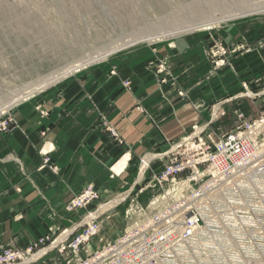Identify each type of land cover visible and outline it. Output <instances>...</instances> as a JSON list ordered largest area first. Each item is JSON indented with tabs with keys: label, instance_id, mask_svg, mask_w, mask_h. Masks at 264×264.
<instances>
[{
	"label": "crops",
	"instance_id": "obj_1",
	"mask_svg": "<svg viewBox=\"0 0 264 264\" xmlns=\"http://www.w3.org/2000/svg\"><path fill=\"white\" fill-rule=\"evenodd\" d=\"M212 36L231 50L219 66ZM80 68L10 110L0 133V246L24 249L74 226L80 209L65 206L88 184L100 198L125 189L143 154L168 150L209 121L212 106L236 104L243 81L264 77V20L135 44Z\"/></svg>",
	"mask_w": 264,
	"mask_h": 264
},
{
	"label": "rangeland",
	"instance_id": "obj_2",
	"mask_svg": "<svg viewBox=\"0 0 264 264\" xmlns=\"http://www.w3.org/2000/svg\"><path fill=\"white\" fill-rule=\"evenodd\" d=\"M260 5H264V0H0V114L3 112V116L10 119L7 129L2 132L12 126L14 119L10 110L15 105L68 78L70 73L7 108H1L4 104L50 73L83 56L108 48L133 35L147 36L169 32L190 22L210 17L218 18L238 10H251ZM239 20H264V12L228 18L205 29L198 28L177 34L212 33L221 24ZM211 39L209 55L215 66L222 65L231 50L218 38L212 36ZM151 42L141 41L122 49ZM214 43L224 47L226 53L211 55ZM262 90L264 77H254L251 81L242 82L241 90L236 98L232 99L236 104L228 108L224 104L220 107L212 106L209 121L194 124L186 135L171 145L179 144L176 149L179 150L178 158H183V155L190 151L189 144L188 148H185V143L190 140L183 138L193 132L194 126L199 128L208 124L206 129L212 132V138L216 139L218 135L232 130L240 122V113L244 114L246 119L257 117L264 109V94H255ZM245 103L248 109L252 107L251 115L243 111ZM168 150L145 153L148 159L151 156L150 163L144 166L138 161L135 183L125 185L126 188L117 193L99 197L85 208H78L79 217L74 226L49 233V239L43 245L46 246L44 255L40 256L44 250L38 251L32 258L28 256L29 258L20 264H73L76 255L68 244L86 227L87 220L93 219L98 225V230L79 249L81 256L86 255L88 251L99 249L106 242L121 235L127 227L142 221L168 204L171 194L167 192V188L155 182L156 175L170 158V154L165 153ZM125 156L127 158V155H124L119 161ZM92 213H95L94 217L90 216ZM68 230L70 232L63 236ZM86 249L87 252L84 251Z\"/></svg>",
	"mask_w": 264,
	"mask_h": 264
},
{
	"label": "built area",
	"instance_id": "obj_3",
	"mask_svg": "<svg viewBox=\"0 0 264 264\" xmlns=\"http://www.w3.org/2000/svg\"><path fill=\"white\" fill-rule=\"evenodd\" d=\"M210 52L226 53L219 43ZM260 94L264 90L255 95ZM3 115L0 132L10 120ZM239 120L216 139L208 124L194 126L183 138L191 141L185 143L190 151L179 159V144L171 146L165 152L169 160L155 177L171 201L81 256L79 249L98 230L93 219L87 220L68 244L76 255L73 264H264V109L252 119L240 113ZM100 122L122 143L105 117ZM150 159L142 155L139 164L148 166ZM99 197L96 186L88 184L65 208H85ZM49 233L24 249L0 246V264H20L42 250L44 255Z\"/></svg>",
	"mask_w": 264,
	"mask_h": 264
},
{
	"label": "bare ground",
	"instance_id": "obj_4",
	"mask_svg": "<svg viewBox=\"0 0 264 264\" xmlns=\"http://www.w3.org/2000/svg\"><path fill=\"white\" fill-rule=\"evenodd\" d=\"M238 10V12H233L230 13L228 15H224L218 18H205V19H201L199 21L196 22H190L184 26H181V28L179 29H175L173 31H169V32H164V33H158V34H152V35H147V36H134L133 37H129V38H125L122 39L121 41L109 46L108 48H105L103 50H100L96 53L93 54H89L86 56H83L67 65H65L64 67L60 68L59 70L50 73L49 75H47L45 78L41 79L39 82H37V84L31 86L30 88H28L27 90H25L24 92H22L21 94L19 93L18 96L14 97L11 101L7 102L6 104H4L1 108H7L8 106L14 104L15 102H18L19 100L23 99L26 96L32 95L34 92L43 89L44 87L56 82L57 80L63 78L64 76H66L67 74L73 72L75 69H78L80 67H83L89 63H92L94 61H98V60H102L105 57H107L109 54L118 51L126 46L132 45L134 43H138L141 41H147V42H151V41H155V40H159L161 38L167 37V36H171V35H175L177 33H182V32H186V31H192L195 29H205L210 27L211 25H214L222 20L228 19V18H233L236 16H241V15H245V14H249V13H253V12H264V5H260V6H256L251 10H246V11H240ZM144 167V166H143ZM116 201V200H115ZM95 213L90 214V216H93ZM94 217V216H93ZM70 232V230L66 231L63 236L67 235ZM58 241V240H57ZM41 254V253H40ZM32 258V257H31ZM31 260V259H30Z\"/></svg>",
	"mask_w": 264,
	"mask_h": 264
}]
</instances>
